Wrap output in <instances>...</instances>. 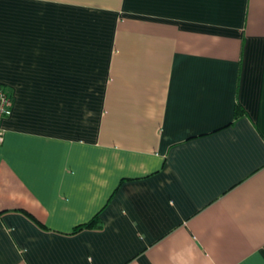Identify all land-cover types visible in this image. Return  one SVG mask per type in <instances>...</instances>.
<instances>
[{"label": "crops", "instance_id": "1", "mask_svg": "<svg viewBox=\"0 0 264 264\" xmlns=\"http://www.w3.org/2000/svg\"><path fill=\"white\" fill-rule=\"evenodd\" d=\"M0 86V264H264V0H0Z\"/></svg>", "mask_w": 264, "mask_h": 264}, {"label": "built area", "instance_id": "2", "mask_svg": "<svg viewBox=\"0 0 264 264\" xmlns=\"http://www.w3.org/2000/svg\"><path fill=\"white\" fill-rule=\"evenodd\" d=\"M12 108V98L3 89L0 88V142L3 140V131L1 129V121L10 115Z\"/></svg>", "mask_w": 264, "mask_h": 264}, {"label": "trees", "instance_id": "3", "mask_svg": "<svg viewBox=\"0 0 264 264\" xmlns=\"http://www.w3.org/2000/svg\"><path fill=\"white\" fill-rule=\"evenodd\" d=\"M0 88H2V87L0 86ZM239 113H240V111L236 110V114H239ZM100 224L101 223H100V220H99V216L96 215L90 221L76 226L73 231H79V230H81L83 228L97 227Z\"/></svg>", "mask_w": 264, "mask_h": 264}]
</instances>
